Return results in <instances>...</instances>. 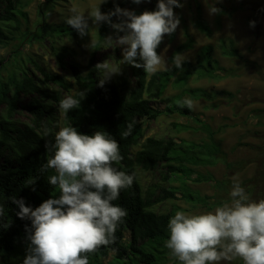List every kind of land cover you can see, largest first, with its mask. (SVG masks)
Wrapping results in <instances>:
<instances>
[{
    "label": "trees",
    "instance_id": "1",
    "mask_svg": "<svg viewBox=\"0 0 264 264\" xmlns=\"http://www.w3.org/2000/svg\"><path fill=\"white\" fill-rule=\"evenodd\" d=\"M32 1L0 0V47L17 40L15 55L24 40H48L53 48V43L65 37L79 36L68 26L67 18L61 22L48 21L49 11L56 0H39L38 17L32 27H27L29 18L26 8ZM123 4L125 2L108 1L102 9L110 11ZM191 23L205 35L212 34L197 1ZM107 27V24L100 26L85 70L80 69L74 61L67 63L63 51L58 48L54 50L57 64L69 73L72 82L65 76L39 65L32 58H28V61L23 58L19 60L15 55L10 68L7 67V61L3 63L0 59L2 264H11L7 257L22 253L21 250L30 243L25 225L30 227L31 222L17 217L19 208L12 203V199L23 198L25 206L34 209L44 200L59 194V189L48 183V177L55 174L54 170L43 171L42 165L52 156L46 145L54 143L60 114L62 127L72 125L80 133L88 135L95 131H104L116 139L122 159L119 163H114L113 167L134 175L132 186L122 189L119 198L113 202L127 211L115 232V242L88 254L89 264H175L177 259L171 260L167 256L170 250L165 247V243L169 237L168 221L181 208L177 202L167 211H158L156 206L165 201L182 200L191 206L199 204L212 208L222 204L225 199L219 195L209 197L201 194L192 185L207 183L219 188L225 187L224 181L216 179L210 171H203L202 168L224 161V151L218 134L224 131L227 124L213 128L209 123H200L194 128L204 134V137L196 141L177 135L147 136L145 123L162 113L176 112L185 117H196L193 108L184 104L188 99L193 102L201 99L212 105L218 104L217 100L220 99L230 102L236 98L232 91L210 90L192 86L191 83L201 79L220 80L235 76L238 69L221 65L214 56L211 43L202 45L194 60L186 59L182 70L176 69L173 56L193 48L195 44L193 36L185 28L184 40L175 45L170 54V70L148 75L142 69L126 65L120 74L112 76L100 87L98 83L103 76L95 68L93 56ZM217 43L224 58L243 59L233 39L220 37ZM27 64H33L38 75ZM73 87L74 91L71 92ZM168 88L174 92L165 95ZM58 89L79 99V107L65 115L59 107L63 98ZM81 92L84 93L83 96L79 95ZM160 101L164 102L163 109L155 107ZM21 110L29 116L27 123L19 124L16 120V114ZM129 123L133 124L131 134L124 136ZM173 126L177 132L191 128L186 123H174ZM46 129L49 130L47 135ZM258 162L253 175L241 182L250 199L255 201L260 199L259 196L264 191V157L260 155ZM142 172L150 173L153 178L145 187L141 181ZM113 249L116 251L113 252ZM239 264L243 262L239 260Z\"/></svg>",
    "mask_w": 264,
    "mask_h": 264
},
{
    "label": "clouds",
    "instance_id": "2",
    "mask_svg": "<svg viewBox=\"0 0 264 264\" xmlns=\"http://www.w3.org/2000/svg\"><path fill=\"white\" fill-rule=\"evenodd\" d=\"M107 2L100 0L87 15L73 7L66 20L80 37L89 34V20L97 27L107 24L122 33L116 38L123 46L120 64L112 67L104 61L95 66L104 73L98 86L103 87L113 75L120 74L121 65L142 69L148 75L170 70L157 49L165 36L174 34L180 25V17L174 12L183 7L180 0H156L155 10L140 14L119 6L102 12L100 6ZM131 2L139 5L150 0ZM209 11L215 14L220 10L212 7ZM249 24L254 27L255 22ZM104 42L111 45L113 37H104ZM172 59L174 67L182 70L186 58L176 53ZM79 104V99L67 96L59 107L67 115ZM184 104L194 107L190 99ZM132 128L129 123L123 135H130ZM46 148L52 156L42 170H54L48 183L59 189L58 196L44 200L34 209L25 206L23 198L12 199L19 208L17 217L31 222L30 227L25 225L30 243L23 264H89L88 254L115 242V232L127 211L113 202L122 189L132 186L134 175L113 167L122 156L117 140L104 131L88 135L72 125L63 126L55 133L54 143ZM230 197V202L212 211H176L169 219L165 247L180 264H220L237 258L243 264H264V199L251 200L239 177H233Z\"/></svg>",
    "mask_w": 264,
    "mask_h": 264
},
{
    "label": "rangeland",
    "instance_id": "3",
    "mask_svg": "<svg viewBox=\"0 0 264 264\" xmlns=\"http://www.w3.org/2000/svg\"><path fill=\"white\" fill-rule=\"evenodd\" d=\"M108 1L112 3L125 2L120 8L133 10L136 14H140L144 10L152 11L156 9V0L142 2L139 5L132 3L131 0ZM196 1L199 2L202 15L212 30V34L209 36L200 32L191 23ZM180 2L183 4V7L174 9V12L180 17V25L174 34L165 36L163 43L157 49L158 54H161L167 61V65L170 66V54L175 45L184 40V31L187 28L188 32L193 36L195 44L193 48L181 53L186 59L194 60L198 49L206 43H211L214 48V56L219 60L221 65L238 69V73L235 76H228L220 80L201 79L192 81V86H201L210 90L227 89L232 91L236 98L230 102L226 99H220L217 100L218 104L215 105L201 99L195 100L193 102V111L196 117H185L176 112L171 114L162 113L157 118L146 121L145 132L147 136L167 137L177 135L198 141L204 137V134L194 128L198 127L200 123H209L213 128L218 125L227 124L224 131L218 134V137L221 139V148L224 151L222 156L224 161H218L213 166L202 168L203 171H210L216 179L224 181L226 183L225 187L219 188L207 183L192 185L201 194L209 197L217 195L224 197L223 204L230 202L233 177H239L241 182L251 177L259 164L260 155L264 157V154H261L264 153V0H180ZM38 3L39 0H33L26 8L29 18L27 27H32L38 17ZM99 3L100 0H56L52 4V10L49 11L48 21L61 22L64 18H68L71 15L73 7L87 15L92 7ZM105 4L100 6V10L106 13L108 11L102 9V6ZM212 7H216L220 11L210 14L209 9ZM115 20L116 18L113 17L114 22ZM250 21L255 22L254 27L250 26ZM101 25L97 27L89 20L90 28L88 35L84 37H65L57 43H53V48L48 40H44L43 42L24 40L17 48L19 51L15 55H17L16 57L19 60L23 58L28 61V58H32L39 65L65 76L72 82V77L69 73L61 69L57 64L54 50L58 48V50L63 51L65 53L64 59L67 63L74 61L78 63L80 69L85 70L88 60L92 55L94 42L97 39ZM109 35L113 37V42L111 45H106L104 37ZM119 35H122V33L115 32L108 25L106 31L103 32L99 48L93 56V63L95 65L104 61H107L112 67L120 64L123 46L116 40ZM220 37L233 39L242 53L243 59L232 60L224 58L217 48V39ZM16 43L17 40H14L10 44L0 47V59L3 63L7 61L8 68L11 67V61L15 56ZM27 65L38 75L33 64ZM125 66L121 65V69ZM100 72L104 76L103 71ZM55 90L57 89L55 88ZM58 91L63 99L69 96V93L63 90L58 89ZM73 91L74 87L71 92ZM173 92L172 89L168 88L165 95ZM163 106L164 102L161 101L155 105L159 109H163ZM59 116L56 125L57 131L62 127V115L60 114ZM16 120L19 124L27 123L29 116L24 110H21L16 114ZM174 123H186L191 128L188 131L177 132L173 126ZM257 145L259 146L258 148ZM152 180L153 178L150 173H141L143 187ZM259 197L260 199H264V191ZM176 202L181 208L179 211L194 214L212 211L215 207L219 206L215 205L212 208H206L199 204L191 206L182 200H175L173 202L165 201L156 206V209L158 211H167L175 206ZM27 248H21L22 253H15L7 257L9 258V262L11 264H23ZM167 256L171 260L174 259L170 253ZM239 260L237 258L232 261H221L220 264H239ZM176 262L180 264L178 260L175 261V264ZM0 264H2L1 257Z\"/></svg>",
    "mask_w": 264,
    "mask_h": 264
}]
</instances>
